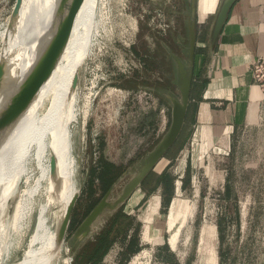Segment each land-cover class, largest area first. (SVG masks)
Segmentation results:
<instances>
[{
	"label": "rangeland",
	"instance_id": "rangeland-1",
	"mask_svg": "<svg viewBox=\"0 0 264 264\" xmlns=\"http://www.w3.org/2000/svg\"><path fill=\"white\" fill-rule=\"evenodd\" d=\"M15 1L0 0V53L5 48L3 32L15 24ZM190 6L191 0H95L84 58L78 65L75 119L69 125L78 198L61 254L70 264H90L96 237L112 221L109 237L115 240L97 264H264V122L234 137L229 153L223 147L218 151L199 133L197 103L188 108L181 135L154 169L160 173L167 168L174 176L169 205L158 207L155 197L156 204L152 209L148 206L144 220L146 198L153 193L138 188L120 207L134 211L141 222L135 252L124 253L132 229L123 238L128 219L114 218L120 208L102 213L83 241L74 238L80 222L108 191L110 201L117 198L167 130L169 98L179 97L172 54L187 62ZM218 10L203 23H197L195 14L199 44L211 43ZM37 169L29 161L24 177L32 184L40 177ZM101 176L110 180L108 188ZM38 185L40 193L43 185ZM20 186L25 188L23 183ZM43 200L44 194L37 201ZM35 208L24 215L20 247L6 264L24 257ZM171 215L176 220L168 229ZM136 218L131 227L138 223ZM179 225L171 245L170 236Z\"/></svg>",
	"mask_w": 264,
	"mask_h": 264
},
{
	"label": "bare ground",
	"instance_id": "bare-ground-1",
	"mask_svg": "<svg viewBox=\"0 0 264 264\" xmlns=\"http://www.w3.org/2000/svg\"><path fill=\"white\" fill-rule=\"evenodd\" d=\"M61 1H21L15 24L11 23L3 32L5 48L0 54L6 61V77L16 76L32 61ZM94 5L95 0H82L58 53L38 75L25 85L16 82L0 89V115L8 113L27 93L29 96L11 121L0 124V264H6L12 252L20 247L21 221L34 205L35 222L23 248L25 255L11 264H70L61 254L57 229L70 200L77 194V161L69 127L75 119L77 87L73 80L87 43ZM51 158L55 160L53 172ZM32 160L40 170L34 184L24 177ZM38 182L43 185L40 193ZM21 183L25 188H21ZM43 194L45 200L38 202ZM9 208L11 213L7 212ZM175 220L172 215L169 217L168 229ZM179 227L170 236L171 245ZM146 236L144 239L149 240Z\"/></svg>",
	"mask_w": 264,
	"mask_h": 264
},
{
	"label": "crops",
	"instance_id": "crops-1",
	"mask_svg": "<svg viewBox=\"0 0 264 264\" xmlns=\"http://www.w3.org/2000/svg\"><path fill=\"white\" fill-rule=\"evenodd\" d=\"M217 7L211 43L206 46L196 41V49L202 51L195 56V75L201 72L206 84L197 102L195 122L210 147L218 151L223 147L229 153L234 137L264 122V92L250 73V65L264 59V0H196L197 23H203ZM152 193L146 198L144 220L148 206L152 209L156 204L155 197L162 207L161 189ZM124 212L137 217L134 211Z\"/></svg>",
	"mask_w": 264,
	"mask_h": 264
},
{
	"label": "water",
	"instance_id": "water-1",
	"mask_svg": "<svg viewBox=\"0 0 264 264\" xmlns=\"http://www.w3.org/2000/svg\"><path fill=\"white\" fill-rule=\"evenodd\" d=\"M22 0H16L13 6L12 15L15 19L20 9ZM82 0H62L57 12L54 15L52 25L45 34V39L38 47L35 55H33L32 61L29 65L14 77H6L5 58L0 54V89L6 85L12 83H20L22 85L27 84L33 77L38 75L47 63L58 53L61 45L65 41L74 17L80 7ZM227 10L223 8V11ZM196 0H191L190 6V18L187 22V62L183 61L178 56L172 54L176 65V80L177 88L179 92L178 98H169L170 100V122L167 130L155 144V146L145 155L140 164L136 167L134 175L124 186L121 193L113 201H110L108 191L101 200L92 208L87 216L80 222L75 230L74 238L78 241L86 239L91 231L94 223L99 216L105 211L114 212L122 207L132 194L140 188L143 180L146 176L154 171L157 164L164 158L168 151L175 145L184 127L186 120L189 103H190V91L192 86L193 77L195 75V50H196ZM77 77H74L73 85L76 86ZM28 93L23 96L18 104H14L12 109L5 114L0 115V124L8 123L11 121L23 108L28 101ZM55 169L54 158L50 159V170L53 172ZM78 198V194H75L70 200L65 214L57 229V241L63 242L74 204Z\"/></svg>",
	"mask_w": 264,
	"mask_h": 264
},
{
	"label": "trees",
	"instance_id": "trees-1",
	"mask_svg": "<svg viewBox=\"0 0 264 264\" xmlns=\"http://www.w3.org/2000/svg\"><path fill=\"white\" fill-rule=\"evenodd\" d=\"M197 31V26H196ZM197 33V32H196ZM200 49L195 50V54H198ZM206 80L202 78L201 72L198 75H194L191 91H190V103L189 107L195 105L201 99V93L205 87ZM189 111V109H188ZM189 178V175L186 174V179ZM102 184L105 188L109 187L110 180H104L103 176H101ZM184 181V180H182ZM174 187V176H171L167 171V168L162 170L160 173H156L155 171H151L146 178L143 180L140 188L146 192H153L157 188L161 189V197H162V208H166L169 205L171 200V191ZM123 217L124 219H128L127 222L123 226V238H125L126 234L130 229H132V234L129 237V244L125 247L124 253L130 254L135 252L137 246V231L139 223H136V226L131 227L134 221V217L127 215L123 208H120L115 214L114 218ZM114 222L112 221L111 226L106 230L101 232L96 237V245L94 247V251L90 258V264H97L101 261L103 256L107 253L108 248L114 242L115 238H110L109 234L114 228ZM120 234H117V236Z\"/></svg>",
	"mask_w": 264,
	"mask_h": 264
},
{
	"label": "built area",
	"instance_id": "built-area-1",
	"mask_svg": "<svg viewBox=\"0 0 264 264\" xmlns=\"http://www.w3.org/2000/svg\"><path fill=\"white\" fill-rule=\"evenodd\" d=\"M253 82L264 92V59H257L250 65ZM177 182H181L177 181Z\"/></svg>",
	"mask_w": 264,
	"mask_h": 264
}]
</instances>
